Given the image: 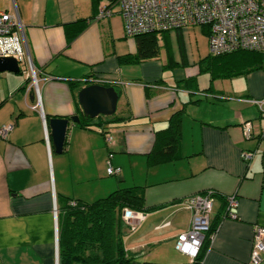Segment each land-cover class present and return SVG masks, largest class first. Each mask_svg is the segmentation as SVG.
Segmentation results:
<instances>
[{
  "label": "crops",
  "instance_id": "1",
  "mask_svg": "<svg viewBox=\"0 0 264 264\" xmlns=\"http://www.w3.org/2000/svg\"><path fill=\"white\" fill-rule=\"evenodd\" d=\"M109 2L0 0V12L17 8L33 64L44 79L40 109L26 89V75L0 73V130L15 124L7 139H0V264H59V228L69 203L93 204L132 187L144 189L148 209L138 231L125 237L134 264L194 263L176 250L178 236L192 224L182 203L207 190L217 193L212 224L219 226L201 264H250L253 229L264 227V113L253 103L264 99V76L212 83L187 48L191 30L199 26L158 35L157 58L122 63L121 58L137 56L138 43L126 36L116 5L110 17L100 18L101 6ZM91 19L69 44L67 25ZM174 66L182 74L173 80L167 69ZM91 77L120 86L116 118L121 121L104 126L113 143L107 144L98 122L88 129L71 124L58 154L49 121L83 117L77 99L87 86L81 80ZM181 112L178 159L150 167L147 156L156 134ZM245 122L253 124L250 139ZM245 151L255 154L252 162L241 158ZM111 153L113 166L122 169L119 176L107 173ZM230 196L239 201L236 221L223 219Z\"/></svg>",
  "mask_w": 264,
  "mask_h": 264
},
{
  "label": "built area",
  "instance_id": "2",
  "mask_svg": "<svg viewBox=\"0 0 264 264\" xmlns=\"http://www.w3.org/2000/svg\"><path fill=\"white\" fill-rule=\"evenodd\" d=\"M123 19L125 34L136 38L147 34H162L199 26L209 30V49L213 56L232 54L238 51H253L264 54V0H119L116 4ZM113 14L110 2L101 6L100 18ZM13 58L22 74L29 80L27 90L33 92L36 105L42 109L41 83L44 79L35 68L23 23L16 7L11 12H0V59ZM89 85H113L116 81L91 77L81 80ZM123 84V83H119ZM264 113V99L253 101ZM15 124L4 126L0 130V139L6 140L14 130ZM246 139L252 138L253 124L245 122L242 126ZM107 144L113 143L111 132L105 134ZM49 146V135L47 134ZM255 154L243 152L241 158L250 163ZM113 154L109 155L107 173L111 177L119 176L121 168L112 164ZM215 192L196 195L184 200L182 206L192 214L189 230L178 236L176 250L194 262L200 255L203 244L212 231ZM74 206L76 202L72 203ZM236 196L227 198L223 219L239 220ZM57 208L55 214L57 216ZM122 220L131 233H135L146 220L143 212L125 209ZM58 240V234H57ZM58 259V256H57ZM264 260V227L253 229V248L250 264H261Z\"/></svg>",
  "mask_w": 264,
  "mask_h": 264
},
{
  "label": "trees",
  "instance_id": "3",
  "mask_svg": "<svg viewBox=\"0 0 264 264\" xmlns=\"http://www.w3.org/2000/svg\"><path fill=\"white\" fill-rule=\"evenodd\" d=\"M101 1L103 0H93L95 6H99ZM118 1L110 0V5L114 6ZM90 21L92 19L80 20L67 25L66 35L69 44L85 30ZM203 29L208 36L209 30ZM136 39L138 43L137 56L121 58L122 63H140L159 56L160 44L157 34L141 35ZM259 58L264 59V54L253 51H238L232 54L213 56L210 53L208 57L203 59L199 67L201 73L211 75L213 83L218 79H230L241 74L240 70L243 67H247L248 63L257 62ZM83 84L89 86L88 83ZM72 86L76 91L79 89L77 84H72ZM107 87L116 88L121 96L118 84L107 85ZM80 120L78 126L83 129H88L92 123L98 122L97 126L102 129L101 132L104 136L108 131V128L106 129L104 126L117 124L121 121L116 118V114L112 117L101 116L97 119H89L83 115ZM182 121L183 113H177L173 116L169 128L156 134L154 149L147 156L150 167L167 164L178 159L182 140ZM207 192L208 190L203 195ZM216 195L215 192V197ZM125 209L148 212L143 188L120 189L107 198L89 205L77 203L74 206L69 203L64 209L59 228V264H134L133 258L128 256L125 245L126 229L128 228L122 220ZM218 226L219 222H214L212 231L215 232ZM210 244L211 240L208 236L199 257L193 264L202 263Z\"/></svg>",
  "mask_w": 264,
  "mask_h": 264
},
{
  "label": "water",
  "instance_id": "4",
  "mask_svg": "<svg viewBox=\"0 0 264 264\" xmlns=\"http://www.w3.org/2000/svg\"><path fill=\"white\" fill-rule=\"evenodd\" d=\"M4 72L22 74L18 62L13 58L0 59V73ZM119 100L120 95L116 88L98 84L86 86L78 94L79 105L83 110L84 116L89 119H97L101 116H114L117 113ZM80 122L81 120L78 116L56 118L49 121L56 153H63L70 125H78Z\"/></svg>",
  "mask_w": 264,
  "mask_h": 264
},
{
  "label": "rangeland",
  "instance_id": "5",
  "mask_svg": "<svg viewBox=\"0 0 264 264\" xmlns=\"http://www.w3.org/2000/svg\"><path fill=\"white\" fill-rule=\"evenodd\" d=\"M196 30L198 31L191 30L190 38L187 41V48H190V50L194 52L198 60V63L200 65L203 59L209 56L208 53L210 54V50H209V44L206 45V40H207L206 34L203 33L204 34L203 35L201 33V30H202L201 27H197ZM162 59L164 60V63L170 61L167 55V49L165 47H163ZM248 64H249L248 66L246 65L247 67H243L240 70L242 72L241 74L235 77H232V78H235V79H232V82H236V84H239V82H241L239 80H245L247 82L249 77L252 76L253 74H255V76H260V77L264 76V59L259 58L257 62H254L253 64L251 63H248ZM167 70H169L168 72L172 73L170 76L173 77V80H174V75H176V77H180V75L182 74L181 67H178V66H174V68L169 67ZM174 71H176L175 74H173ZM236 79H239V80H236ZM170 82H173V81H170ZM187 231L188 230L184 231L183 233ZM126 233H131L128 228L126 229Z\"/></svg>",
  "mask_w": 264,
  "mask_h": 264
}]
</instances>
